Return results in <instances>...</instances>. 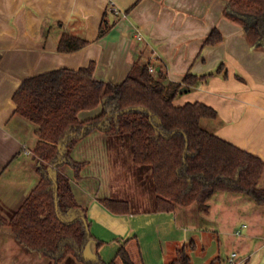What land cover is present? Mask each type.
<instances>
[{"label":"crops","instance_id":"obj_1","mask_svg":"<svg viewBox=\"0 0 264 264\" xmlns=\"http://www.w3.org/2000/svg\"><path fill=\"white\" fill-rule=\"evenodd\" d=\"M226 2L0 0V215L8 219L29 195L40 164L31 152L34 127L14 114L13 94L24 79L60 68L76 70L94 62L95 77L112 83H121L135 62H149L155 71L162 68L166 78L176 83L189 72L212 74L206 83L180 92L174 104L199 102L213 108L217 117L210 121L211 132L264 161V49L252 46L243 27L223 17ZM110 6L118 13H112ZM101 26L107 30L100 36ZM213 29L223 40L206 46ZM63 34L85 39L88 45L60 53L57 45ZM98 112L99 108L82 111L79 118ZM72 156L86 163L78 180L69 168L61 169L86 210L95 238L84 249L85 259L94 260L98 254L109 263L126 241L135 238L143 264H169L182 245L199 235L195 204L170 213L155 212L153 192L151 207L131 208L127 185L120 183L123 174L127 178L131 171L142 188L148 183L153 189L146 169L128 170L132 158L125 140L95 131L78 143ZM102 198L127 201L131 213H111L99 202ZM98 241L103 242L100 247ZM50 263L54 264L19 245L9 227L0 230V264Z\"/></svg>","mask_w":264,"mask_h":264},{"label":"trees","instance_id":"obj_2","mask_svg":"<svg viewBox=\"0 0 264 264\" xmlns=\"http://www.w3.org/2000/svg\"><path fill=\"white\" fill-rule=\"evenodd\" d=\"M223 17L240 24L252 46L264 49V0H227ZM106 30L101 26L99 35ZM222 40L220 31L213 29L204 45ZM86 45L85 39L63 34L57 50L72 53ZM149 65L135 62L121 83L96 78L94 62L21 82L12 97L14 114L34 127L31 152L40 162L38 181L8 219L0 215V230L9 227L19 245L54 264L68 257L81 264H143L135 238L126 241L109 263L98 254L94 260L83 256L95 238L86 210L61 169L67 167L74 179H81L86 163L75 160L72 152L95 131L128 142L133 164L150 173L155 212L170 213L193 204L207 211L208 201L218 192L243 193L264 203V188L259 187L264 161L202 127L203 120L216 119L213 108L199 102L174 104L181 88L204 84L212 74L189 72L176 83L166 78L162 68L150 73ZM97 108L96 115L79 118L80 112ZM99 202L113 214L131 213L127 201L102 198ZM102 244L98 241V247ZM194 248L193 241L182 245L169 264H191L189 250Z\"/></svg>","mask_w":264,"mask_h":264},{"label":"rangeland","instance_id":"obj_3","mask_svg":"<svg viewBox=\"0 0 264 264\" xmlns=\"http://www.w3.org/2000/svg\"><path fill=\"white\" fill-rule=\"evenodd\" d=\"M210 121L212 120H203L201 124L211 132ZM127 149L131 153L128 142ZM122 163L124 166L127 162ZM130 163L131 167H127L128 170L137 168L132 161ZM128 175L125 178L123 174L120 183L125 187L127 185L125 196L130 201L131 208L138 211L151 207L154 197L148 183L142 188L131 171ZM259 187L264 188V178L260 180ZM207 204L211 205L207 211L198 207L200 214L198 213L196 219H199L198 224L201 228L199 235L193 239L195 248L189 250L191 263L264 264V203L258 204L243 193L218 192ZM195 223L197 224V220ZM237 231L240 233L237 234ZM231 258L233 263H230ZM66 264L81 263L69 257Z\"/></svg>","mask_w":264,"mask_h":264},{"label":"built area","instance_id":"obj_4","mask_svg":"<svg viewBox=\"0 0 264 264\" xmlns=\"http://www.w3.org/2000/svg\"><path fill=\"white\" fill-rule=\"evenodd\" d=\"M109 10H110L112 13H115V14L118 13V10H117L115 7H113V6H110ZM137 39H138V40H141L142 38H141L140 36H138ZM148 69H149V72H150V73H153V74H154V73L156 72V71H155V67L152 66V65H149V68H148ZM239 233H240V231H237V234H239ZM233 256H234V255H233ZM232 260H233V258L230 259V263H233ZM234 264H236V263H234Z\"/></svg>","mask_w":264,"mask_h":264},{"label":"water","instance_id":"obj_5","mask_svg":"<svg viewBox=\"0 0 264 264\" xmlns=\"http://www.w3.org/2000/svg\"><path fill=\"white\" fill-rule=\"evenodd\" d=\"M187 90H188L187 88L183 87L180 89V92H184V91L186 92Z\"/></svg>","mask_w":264,"mask_h":264}]
</instances>
